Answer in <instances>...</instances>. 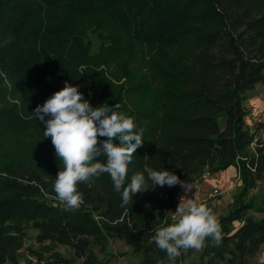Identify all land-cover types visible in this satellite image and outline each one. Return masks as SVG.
Listing matches in <instances>:
<instances>
[{"label":"trees","instance_id":"trees-1","mask_svg":"<svg viewBox=\"0 0 264 264\" xmlns=\"http://www.w3.org/2000/svg\"><path fill=\"white\" fill-rule=\"evenodd\" d=\"M49 9L72 14L46 31L41 19ZM95 10L144 46L136 59L111 54L105 64L94 63L100 55L76 16ZM145 46L160 53L146 55ZM66 82L94 108L119 104L135 131L143 129L145 141L133 155L126 185L146 168L193 183L206 172L236 167L242 186L229 212L217 218L220 241L208 237L196 264H255L264 245V201L250 194L264 182V139L246 125V101L264 83V0H0V127L22 117L31 91L47 92V100ZM144 90L157 94L139 109ZM53 156H13L0 164V264H18L31 229L37 243L51 250L67 246L81 264H108L116 239L141 264L169 260L152 237L173 223L166 213L175 212L180 185L149 184L121 206V192L102 174L78 184L83 203L72 208L54 191L63 164ZM192 254L182 251L175 262ZM70 262L53 255L52 264Z\"/></svg>","mask_w":264,"mask_h":264},{"label":"clouds","instance_id":"clouds-1","mask_svg":"<svg viewBox=\"0 0 264 264\" xmlns=\"http://www.w3.org/2000/svg\"><path fill=\"white\" fill-rule=\"evenodd\" d=\"M119 108V104L106 103L94 108L78 86L66 82L63 89L32 112L36 120L44 123V136L51 138L55 155L63 164L53 185L59 200L78 208L83 203L78 184L102 174H108L114 190L121 192V206L131 204L134 195L148 191L149 184L154 188L180 185L186 195L180 197L175 212L166 213L171 215L173 223L155 229L152 240L172 261L182 251L201 250L208 237L219 242L221 232L217 217L198 202L196 193L191 198L187 196L193 190L191 184L174 172L146 168L134 174L126 185L133 155L145 140L142 139L143 129L137 133L133 118ZM100 137L106 139L101 141Z\"/></svg>","mask_w":264,"mask_h":264},{"label":"rangeland","instance_id":"rangeland-1","mask_svg":"<svg viewBox=\"0 0 264 264\" xmlns=\"http://www.w3.org/2000/svg\"><path fill=\"white\" fill-rule=\"evenodd\" d=\"M71 14L64 10L49 9L41 19L45 27L44 29L47 31L50 25L60 22L65 16L70 17ZM76 17L79 21V23H76V26H79V28L87 33L86 35L95 44V53L100 55V57L98 55L99 59L96 58L94 60V63L105 64V61L108 60L111 54L117 56L119 59H136L139 55L138 52L141 48H144V46L122 34L117 23L105 12L95 10L81 15L78 14ZM46 35L49 37L47 32ZM108 40H111V46H103L101 44L102 41ZM101 45L102 48L99 49ZM160 50V48L146 47V55H150L151 52L159 54ZM156 94L152 91L144 90L138 96V100H136L138 108L144 107L145 102L150 103ZM46 96L47 92L43 90L31 91L25 102L22 117L15 123L0 127V164L7 163L13 156L17 160L25 161L32 157H42L44 159L54 157L53 154L55 153L52 152V148L44 136L45 125L43 122L36 120L34 113H32L38 105H42L46 101ZM215 190L219 191L217 195L214 194ZM215 190L213 191L212 198L204 203L208 208H210L212 200H220L226 194L222 189ZM239 192L240 189L236 188V191L232 194L233 200L238 196ZM33 233L34 230L31 229L28 239L32 241L31 250L41 257L51 259V256L45 255V247L37 246L33 242L34 239L36 240ZM98 255L100 254L98 253ZM165 264L177 263L172 260H166ZM187 264L191 263L188 262Z\"/></svg>","mask_w":264,"mask_h":264},{"label":"crops","instance_id":"crops-1","mask_svg":"<svg viewBox=\"0 0 264 264\" xmlns=\"http://www.w3.org/2000/svg\"><path fill=\"white\" fill-rule=\"evenodd\" d=\"M246 108L249 111V115L246 117V125L250 129L252 133H256L258 138L264 139V83L257 85L256 89L248 94V99L246 101ZM262 119V120H260ZM252 150L254 148L252 147ZM192 186V192L187 193V196L191 198L194 193L198 196L199 203H206L213 196V191L215 189H222L226 194L220 200H212L210 208L212 213L218 218L220 216L226 215L229 210L231 204L234 202L233 200V192L236 191V188L241 189L242 182L239 177V172L236 167H231L226 171L219 172L216 174H211L210 178L200 182L197 187H194V182L190 183ZM186 195L184 189L180 188L178 192V202L181 196ZM251 197H256L258 202L264 201V182L260 183L257 189L253 190L250 194ZM238 226V224H237ZM38 234L37 231H34L33 235L36 237ZM29 244L32 243L31 240L27 241ZM33 242L37 244V246L45 247V255L51 256V259H46L47 264H52L53 255L58 253L60 256L67 258L71 262L69 264H81V260H73V252L67 246L59 245L54 250L49 249L48 243L39 244L34 239ZM203 249V248H202ZM201 250L193 249V254L190 259L184 261L187 264L188 262L191 264H196L200 260V256L202 253ZM107 252L113 256L106 257V261L108 264H141L142 259L132 253V249L125 244L122 239H116L111 242ZM125 254L123 257H115L114 255ZM100 259H104V255H98ZM140 258V259H139ZM22 261V252L19 253L18 263ZM255 264H264V245L261 248V251L254 259Z\"/></svg>","mask_w":264,"mask_h":264},{"label":"built area","instance_id":"built-area-1","mask_svg":"<svg viewBox=\"0 0 264 264\" xmlns=\"http://www.w3.org/2000/svg\"><path fill=\"white\" fill-rule=\"evenodd\" d=\"M264 120V117H262ZM260 119V120H262ZM211 176L210 173L206 172L202 175V177L194 182V187H197L200 182L205 181L209 179ZM219 193L218 190L214 191V194L217 195ZM31 244L28 242H25L22 247V261L18 264H47V260L44 257L39 256L36 254L33 250H31ZM5 264H11V263H5Z\"/></svg>","mask_w":264,"mask_h":264}]
</instances>
